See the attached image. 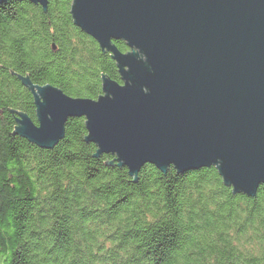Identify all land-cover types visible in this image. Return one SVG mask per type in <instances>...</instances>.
Here are the masks:
<instances>
[{
    "label": "trees",
    "instance_id": "1",
    "mask_svg": "<svg viewBox=\"0 0 264 264\" xmlns=\"http://www.w3.org/2000/svg\"><path fill=\"white\" fill-rule=\"evenodd\" d=\"M72 1L0 4V264H264V184L234 193L215 166L146 164L131 176L96 155L84 117L50 149L15 133L19 113L36 122L24 78L90 99L103 76L122 83L110 53L74 25Z\"/></svg>",
    "mask_w": 264,
    "mask_h": 264
},
{
    "label": "water",
    "instance_id": "2",
    "mask_svg": "<svg viewBox=\"0 0 264 264\" xmlns=\"http://www.w3.org/2000/svg\"><path fill=\"white\" fill-rule=\"evenodd\" d=\"M10 0H0V4ZM28 1L45 10L49 0ZM74 25L116 62L122 83L102 77L97 99L23 82L36 122L15 133L54 147L66 121L84 117L96 155L129 175L215 166L234 193L264 184V0H73ZM129 48L120 51L115 41Z\"/></svg>",
    "mask_w": 264,
    "mask_h": 264
}]
</instances>
